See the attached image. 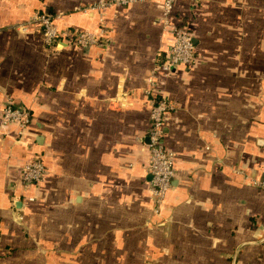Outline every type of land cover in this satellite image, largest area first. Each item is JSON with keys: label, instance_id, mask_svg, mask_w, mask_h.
<instances>
[{"label": "crops", "instance_id": "crops-1", "mask_svg": "<svg viewBox=\"0 0 264 264\" xmlns=\"http://www.w3.org/2000/svg\"><path fill=\"white\" fill-rule=\"evenodd\" d=\"M97 0H0V264H264V0H176L195 44L192 65L156 75L173 177L148 190L147 76L171 41L161 0L101 11ZM60 31L103 28L105 44L45 47L34 11ZM160 58V56H159ZM39 156L43 180L23 188ZM33 197V200H29Z\"/></svg>", "mask_w": 264, "mask_h": 264}, {"label": "built area", "instance_id": "built-area-1", "mask_svg": "<svg viewBox=\"0 0 264 264\" xmlns=\"http://www.w3.org/2000/svg\"><path fill=\"white\" fill-rule=\"evenodd\" d=\"M138 1L146 0H97L85 7L84 10H95L101 13L106 8L124 7ZM175 1L161 0L160 22L163 30L170 33L171 41L168 45L158 49L157 61L147 76L146 88L144 89L150 99L149 126L146 133V147L149 153L148 171L150 174L148 190L156 207L162 203L174 174V153L164 144L163 127L166 114L175 109L170 101L155 94L156 75L159 69L168 73L178 65H192L195 55L193 35L188 25L177 23L173 19L172 12ZM58 17L59 15L37 10L32 13L28 20L18 24L17 29L26 32L31 26H35L39 32L41 43L50 48H54L59 41L87 47L89 45H102L108 40L103 28L100 27L98 31H60L55 20ZM30 120V112L27 108L17 105L13 99H6L0 111V123L4 125L13 123L18 126L19 137L15 139V142H18ZM45 174L46 168L41 158L34 156L21 166L18 182L23 188H26L40 183ZM249 182L264 189V176L260 179H250ZM29 200H33V197H29Z\"/></svg>", "mask_w": 264, "mask_h": 264}, {"label": "water", "instance_id": "water-1", "mask_svg": "<svg viewBox=\"0 0 264 264\" xmlns=\"http://www.w3.org/2000/svg\"><path fill=\"white\" fill-rule=\"evenodd\" d=\"M146 138V142H147V137H145ZM149 176V180H150V174L148 175ZM172 182V181H171Z\"/></svg>", "mask_w": 264, "mask_h": 264}]
</instances>
